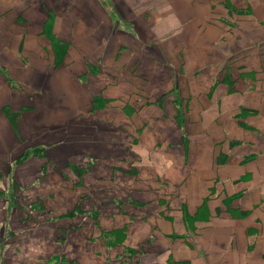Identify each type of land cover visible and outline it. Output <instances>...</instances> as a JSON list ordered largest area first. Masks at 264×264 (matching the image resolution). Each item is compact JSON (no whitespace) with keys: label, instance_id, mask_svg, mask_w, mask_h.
I'll return each instance as SVG.
<instances>
[{"label":"crops","instance_id":"1","mask_svg":"<svg viewBox=\"0 0 264 264\" xmlns=\"http://www.w3.org/2000/svg\"><path fill=\"white\" fill-rule=\"evenodd\" d=\"M0 260L264 264V0H0Z\"/></svg>","mask_w":264,"mask_h":264},{"label":"trees","instance_id":"2","mask_svg":"<svg viewBox=\"0 0 264 264\" xmlns=\"http://www.w3.org/2000/svg\"><path fill=\"white\" fill-rule=\"evenodd\" d=\"M32 151L35 153V149H32Z\"/></svg>","mask_w":264,"mask_h":264},{"label":"built area","instance_id":"3","mask_svg":"<svg viewBox=\"0 0 264 264\" xmlns=\"http://www.w3.org/2000/svg\"><path fill=\"white\" fill-rule=\"evenodd\" d=\"M0 264H2V261L0 260Z\"/></svg>","mask_w":264,"mask_h":264},{"label":"rangeland","instance_id":"4","mask_svg":"<svg viewBox=\"0 0 264 264\" xmlns=\"http://www.w3.org/2000/svg\"><path fill=\"white\" fill-rule=\"evenodd\" d=\"M4 73H6V72H4Z\"/></svg>","mask_w":264,"mask_h":264}]
</instances>
